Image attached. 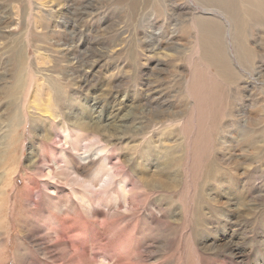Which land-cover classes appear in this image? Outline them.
<instances>
[{
    "label": "rangeland",
    "instance_id": "1",
    "mask_svg": "<svg viewBox=\"0 0 264 264\" xmlns=\"http://www.w3.org/2000/svg\"><path fill=\"white\" fill-rule=\"evenodd\" d=\"M158 1L133 8L129 0H0V37H11L0 47V131L10 115V100L1 93V85L12 83L9 40L35 37L59 51L71 39L81 59L70 61L80 91L74 100L68 90L62 119L35 111L36 123L48 125L47 160L33 163L38 139L31 148L25 127L21 148L17 137L2 167L14 179L0 212V264H264V143L248 142L256 133L264 138V60L250 72L231 55L239 72L205 98L209 113L201 123L203 103L190 79L194 73L217 77L193 39L189 16L201 9L190 0ZM94 96L98 112L89 110ZM49 105L53 112L55 101ZM108 112L121 125L107 119L116 131L105 158L112 165L119 161L122 183L117 194L94 203L92 214L66 184L64 131L58 127L66 123L88 134L95 114ZM80 152L71 153L76 166L86 163ZM97 166H87L86 177ZM212 170L219 186L207 177Z\"/></svg>",
    "mask_w": 264,
    "mask_h": 264
},
{
    "label": "bare ground",
    "instance_id": "2",
    "mask_svg": "<svg viewBox=\"0 0 264 264\" xmlns=\"http://www.w3.org/2000/svg\"><path fill=\"white\" fill-rule=\"evenodd\" d=\"M12 1L15 0H9V3ZM171 1L173 2L174 0ZM146 3L147 0H129V4L133 8ZM190 3L194 5L195 9H201L200 12L194 11V13L189 16V19H191L193 27L195 28L193 39H195L201 59L204 61L203 63H206V69L207 66L214 67L217 73V77L215 78L208 77V74L203 75L194 73L193 78L191 77L192 79H190L191 84L193 85L190 88L191 92L194 94V97L198 99V102L203 103V106H201V109L198 111V118L202 123L209 113L208 108L205 107V105L208 104L204 102L205 98L208 101L209 96L213 94L215 95L218 91L217 88L222 86H219V83L231 84L230 82L235 78L236 73L239 72L237 66L232 61L231 55L236 57L239 66H248L247 68L250 72H253V65L256 64L260 58L264 60V53H262V51H264V0H190ZM155 4L158 6V3ZM185 11H187V9ZM179 12L181 13V11ZM180 15H185V13H181ZM192 37L193 36H191V38ZM7 38L11 39V37L7 36L0 37V40H2L0 42V47L4 46L3 42L8 40ZM31 39L26 38L25 40H19L17 38V40H9L7 43V45L12 48L14 63L13 71L10 75L12 83L7 84L6 86L1 85V93L10 100V103L8 104L10 115L3 128L4 130L0 131V172L1 169H3L2 167L6 164V160L8 161V156H11L12 152L16 150L13 144L14 139L17 137L18 145H20L18 148H21L25 127H28L31 148L36 142L35 139H38L36 143L38 145V158L34 159L35 161H33V163H44L47 160L48 152L47 146L43 142L47 140V136H49L44 131H47L48 125H46L43 120H39L40 123H36L35 111L38 110L47 113L44 116L46 118L56 119L60 117V119H62V114L64 113L63 108L68 100V90H72L71 95L74 100H78L79 98L77 93H79L80 90L78 91V88H75L74 83L72 82L75 78L72 76V73H74L72 70L75 68L74 65L70 63L72 59L78 58L76 56L80 53L79 46L72 44L73 41L68 38L70 41L63 40L61 42L66 48L57 51L52 48L53 42L47 43V41H44L47 43V46H43L36 42L37 40H35V37ZM29 50L32 51V55L29 54ZM1 51L5 53L7 52L4 51L3 48ZM69 57H71L70 60L68 59ZM51 60L53 62L50 64ZM78 60L81 61L79 58ZM78 81L80 82L79 86L82 85V87H84L86 85L85 82H87L81 77ZM30 97L32 101H30ZM50 100L53 102L55 101L53 112L50 110ZM91 100L92 102L89 110L91 112H98L99 108L101 109V106L97 101V98L94 96ZM114 107L115 106H112V108ZM95 115L98 116V119L87 124V128L85 129L88 130V134L83 132L80 128L68 126L66 123H62L58 127L64 131V146L60 149V154L62 157L64 156L62 161L66 163L65 168L69 175V177L67 176L68 178H66V184L71 187L74 194L78 195V203L80 202L81 204H79L83 205L88 213H92V211L96 209V207L93 206L94 203L105 201L103 200V195H106L109 192L117 194L118 188L116 184L122 183V178L117 180V177L120 175V165H117L119 161L117 160V164L112 165L109 160H106L108 158H105L109 146H115L113 145L115 140L111 137L113 136V130L116 131L114 126H109L107 119L109 118L117 127L120 126L121 123L117 125L115 123L117 116L112 115L110 112H108L107 115ZM102 115L106 118V121L104 122L100 117ZM99 120L102 122L101 124L99 123ZM203 129H205V127ZM35 130L41 131L40 135L42 137L38 136L37 138ZM195 137L196 136H194V138ZM200 141H198V143ZM248 142L253 146L259 147L261 142L264 143V138L256 133L249 138ZM186 151H188V149ZM68 152L70 154H68ZM72 152H75L76 154L80 152V156L86 163L79 166L72 164ZM32 153L34 154V152ZM95 155L97 156V160L96 157H93ZM173 157L175 162L182 160L178 158V156L173 155ZM97 161V168L86 177L85 171L88 170H86V167L95 164ZM10 175L11 174H8L4 169L2 173H0V212L6 204L7 198L9 199V193L6 186L9 184L12 185L13 182L11 180L14 179L11 178ZM216 176L217 172L214 170L207 173L208 179L214 180V185L219 186L220 183L216 179ZM7 177L10 178V181H6ZM53 186L57 189L55 185ZM47 196L51 198L57 197L56 195L49 194L46 195V197ZM113 203L116 208L121 207L118 195L114 196ZM65 207L68 208L69 205H65ZM63 213H67V211H64ZM51 218L53 219L49 218V223L56 225L57 222L55 218L53 216H51ZM57 233L58 231L56 234ZM56 236L58 237V235ZM104 260L110 262L111 257L106 255Z\"/></svg>",
    "mask_w": 264,
    "mask_h": 264
}]
</instances>
